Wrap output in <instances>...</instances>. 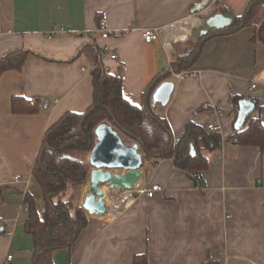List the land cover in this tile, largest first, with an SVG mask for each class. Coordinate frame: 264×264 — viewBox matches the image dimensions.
<instances>
[{
	"label": "crops",
	"instance_id": "crops-1",
	"mask_svg": "<svg viewBox=\"0 0 264 264\" xmlns=\"http://www.w3.org/2000/svg\"><path fill=\"white\" fill-rule=\"evenodd\" d=\"M200 1L0 0V57L31 50L23 69L0 74V264H33L35 241L25 229L24 199L32 194L39 212L45 204L32 168L47 130L65 113L84 112L93 103L92 58L84 52L90 45L101 48L107 71L123 78L124 96L137 105L178 55L199 46L187 69L200 77L178 81L171 74L165 79L175 83L169 103L153 106L175 142L193 122L218 135L221 145L215 148L210 137L202 184L174 157L144 158L141 184L158 183L163 190L138 196L110 221L103 218L111 212L88 214V225L71 247L53 252V263L134 264L136 255L146 253L148 264H264V147L229 141L239 110L233 97L257 99L260 107L253 112L264 123V45L252 39L253 26L227 32L232 24L206 40L198 37L207 17L221 12L237 19L251 0H214L193 12ZM100 20L112 30L110 37L97 31ZM173 23L179 26L166 46L161 29ZM55 26L65 32L50 39L46 34ZM149 28L157 29L152 42L142 33ZM16 96L40 99L41 110L13 112Z\"/></svg>",
	"mask_w": 264,
	"mask_h": 264
},
{
	"label": "trees",
	"instance_id": "trees-1",
	"mask_svg": "<svg viewBox=\"0 0 264 264\" xmlns=\"http://www.w3.org/2000/svg\"><path fill=\"white\" fill-rule=\"evenodd\" d=\"M246 26L255 27L252 39L264 45V0H251L244 14L236 19L227 32ZM94 46L90 45L84 51L85 54H91L92 58V105L81 113H65L47 130L32 168L33 176L42 187L45 204L43 211L39 212L32 194L27 193L24 199L29 212L25 229L33 235L35 241L33 264H54L53 252L71 247L88 225V214L82 207L75 206L76 193L71 189L74 185L83 186L87 182L89 165L86 157L93 148L96 139L94 130L101 121H110L127 142L141 138L144 144L142 151L147 159L174 157L176 165L186 170L200 184L203 183L201 171L209 166L204 154V150L211 148L209 139L212 138L215 148L221 145L218 135L211 137L212 133L193 122L188 123L184 134L175 142L168 122L156 111L151 100L153 87L167 77L160 78L162 74L157 76L143 104H134L123 94V78L107 71L102 61L101 48ZM30 54L31 50L22 49L0 57V74L23 69ZM199 54V46L188 49L173 60L171 69L174 72L187 69ZM232 99L238 108L240 97ZM250 99L255 102L256 109L260 107L257 99ZM41 108L40 99L21 96L12 99V110L15 113H34ZM237 118L238 114L234 123ZM127 131L134 136L128 135ZM229 141L263 148L264 123L261 118L252 112L242 128H235ZM192 144L196 155L190 152ZM134 264H148L147 254L136 255Z\"/></svg>",
	"mask_w": 264,
	"mask_h": 264
},
{
	"label": "water",
	"instance_id": "water-1",
	"mask_svg": "<svg viewBox=\"0 0 264 264\" xmlns=\"http://www.w3.org/2000/svg\"><path fill=\"white\" fill-rule=\"evenodd\" d=\"M214 0H201L193 9V12H202L213 3ZM236 20L233 13H214L204 20L202 27L196 31L198 37L206 40L217 34ZM244 22L241 23V26ZM174 71L169 69L160 78L170 76ZM175 89L172 80L162 81L152 94V103L157 108L167 106ZM256 104L248 98L239 100L238 118L235 123L236 129L244 126L248 116L255 110ZM95 142L88 154V165L90 166L89 178L85 185L81 207L89 214L105 217L109 214L110 205L107 202V192L103 189L107 186L110 190L120 193L124 190L137 188L143 178L144 154L142 151L143 140L127 142L119 131L108 120L101 121L95 128ZM128 135L134 136L129 131ZM49 147V146H47ZM194 145H191V154L195 155Z\"/></svg>",
	"mask_w": 264,
	"mask_h": 264
},
{
	"label": "built area",
	"instance_id": "built-area-1",
	"mask_svg": "<svg viewBox=\"0 0 264 264\" xmlns=\"http://www.w3.org/2000/svg\"><path fill=\"white\" fill-rule=\"evenodd\" d=\"M175 23L171 25H166L162 27V34L164 35V43L166 46H169L170 44V38H173V30L175 29ZM135 29L134 26L130 27V30ZM97 31L100 33V35L103 38L110 37L112 34V30L109 28L108 24L106 23L105 20H100ZM65 32V28L63 26H55L53 27L49 32H47L46 36L50 39L59 37L62 33ZM144 40L147 42H152L157 34V29L156 28H149V29H144L142 31ZM106 51L110 54L112 58H117L118 54L114 51H112L108 46H106ZM174 76L178 81H183L189 78H198L200 77V73L197 70H192V69H184L179 72H174ZM253 88L256 87V85L252 86ZM217 127L212 126L211 129H216ZM220 159V157H219ZM21 176L16 175L15 180H20ZM163 187L162 185L158 183H142L140 184L137 188L133 190H124L122 193L119 195L116 194L115 198L117 201L120 203V208H118V211L112 215L111 217L114 219L117 216H119L127 207L132 205L135 200L137 199L138 196L140 195H146L147 197H153L157 192L162 191ZM117 193V192H116ZM114 199V200H116ZM110 205V211L112 210L113 203H109ZM109 211V212H110ZM12 254H9L7 257V260L12 259Z\"/></svg>",
	"mask_w": 264,
	"mask_h": 264
},
{
	"label": "rangeland",
	"instance_id": "rangeland-1",
	"mask_svg": "<svg viewBox=\"0 0 264 264\" xmlns=\"http://www.w3.org/2000/svg\"><path fill=\"white\" fill-rule=\"evenodd\" d=\"M144 158L147 159V157H146L145 154H144ZM147 160H149V159H147ZM86 161L88 162V155L86 157ZM89 171H90V166H89ZM88 178H89V174H88ZM87 181H88V179H87ZM86 183H85V185H86ZM85 185H83V186L74 185L72 187V189H71L72 192H75L76 193V198L74 200L75 201L74 202L75 206H80L81 207V202H82V197H83V194H84ZM103 189L107 192V195H108L107 196V202L108 203H113L115 201L114 199H115V195L117 193L114 192V194H113V192L107 186H104ZM111 192H112V194H111ZM103 219H106V220H109L110 221V219H113V218L112 217H109V218H103Z\"/></svg>",
	"mask_w": 264,
	"mask_h": 264
},
{
	"label": "bare ground",
	"instance_id": "bare-ground-1",
	"mask_svg": "<svg viewBox=\"0 0 264 264\" xmlns=\"http://www.w3.org/2000/svg\"><path fill=\"white\" fill-rule=\"evenodd\" d=\"M187 23V22H186ZM179 26V25H178ZM177 25L175 26L176 28L178 27ZM180 28V27H179ZM182 29V28H181ZM178 31H180V30H178ZM181 31H183L184 32V30L182 29ZM177 33V32H176ZM180 35H181V33H180ZM113 192V194H114V192L116 193V191H112ZM112 192H111V194H112ZM122 192H120V194H121ZM118 195H119V193H117ZM116 196V195H115ZM116 199V198H115ZM118 208H120V203L117 201V199L113 202V206H112V210L110 211L113 215L118 211Z\"/></svg>",
	"mask_w": 264,
	"mask_h": 264
}]
</instances>
